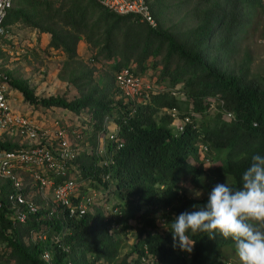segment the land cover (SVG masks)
Returning a JSON list of instances; mask_svg holds the SVG:
<instances>
[{
	"label": "trees",
	"instance_id": "obj_1",
	"mask_svg": "<svg viewBox=\"0 0 264 264\" xmlns=\"http://www.w3.org/2000/svg\"><path fill=\"white\" fill-rule=\"evenodd\" d=\"M146 1L156 26L134 14H116L97 0H15L9 10L6 25L22 22L47 34V49L70 66L73 98L40 97L26 80L6 73L28 104L68 111L81 122L78 133L87 145L57 183L73 177L81 195L105 192L103 205L118 211L106 215L103 205L92 206L83 216L70 217L34 194L37 211L20 222L8 217L12 211L5 205L0 264H229L224 248L233 245L230 240L198 233L192 251H181L173 247L170 222L207 201L188 197L187 185L211 191L204 181L210 174L239 185L251 155L264 154V67L254 70L250 52L242 49L264 13V0H196V25L185 30L165 27L164 10ZM81 42L91 53L89 64L80 59ZM130 65L139 76L155 73L157 86L142 103L128 101L117 86V72ZM101 69L99 83L95 76ZM213 106L217 112L210 116ZM174 108L179 117L190 118L183 131L173 125ZM112 132L115 140L109 139ZM18 146L0 140V148ZM201 146L208 147L204 158ZM8 189L5 184L4 194ZM29 194L26 188L24 195ZM131 221L138 230L130 245L119 229ZM115 226L119 229L111 232ZM34 234L46 239L35 241ZM56 236L62 237L60 244ZM46 250L51 263L42 258Z\"/></svg>",
	"mask_w": 264,
	"mask_h": 264
},
{
	"label": "built area",
	"instance_id": "obj_2",
	"mask_svg": "<svg viewBox=\"0 0 264 264\" xmlns=\"http://www.w3.org/2000/svg\"><path fill=\"white\" fill-rule=\"evenodd\" d=\"M101 5L119 15L134 14L140 20L156 26V20L151 14L146 0H97ZM15 0H0V44L3 39H12V30L5 24L8 12L14 6ZM133 66V65H132ZM117 86L122 96L128 101L142 103L146 93L153 89L144 76L135 74L131 65L122 67L116 74ZM15 89L10 86L9 77L0 69V140L5 142L4 134L17 136L20 142L16 148H0V179L9 184V191L4 194L0 189V209L5 205L12 211L8 217L13 220L25 222L31 212L37 211V206L31 199L34 194H40L46 207H51V202L67 210L70 217L83 216L96 202L103 200L105 192L87 191L81 195L75 178H69L57 183V178H64L69 174L70 162L75 158L80 147L79 142L83 137L76 128L64 125L60 119L44 124L37 119L26 115L22 110L13 106ZM172 118L180 124L176 126L180 131L190 122L189 117H179L174 108L170 111ZM75 136L78 142H73ZM116 132L109 136L115 140ZM13 144V143H12ZM122 146L119 144L118 147ZM208 152L207 146H201V152ZM28 188L30 194L24 195ZM78 204L73 199L80 198ZM104 202V201H103ZM25 207L24 209H22ZM111 210L112 208L109 207ZM56 206L53 211H56ZM118 209L112 210L117 213ZM34 240H45L46 236L34 234ZM62 237H54V242L60 244ZM66 250V248H64ZM42 258L51 263L52 253L44 251ZM67 264H72L70 261Z\"/></svg>",
	"mask_w": 264,
	"mask_h": 264
},
{
	"label": "rangeland",
	"instance_id": "obj_3",
	"mask_svg": "<svg viewBox=\"0 0 264 264\" xmlns=\"http://www.w3.org/2000/svg\"><path fill=\"white\" fill-rule=\"evenodd\" d=\"M151 3L156 2L159 4L160 8L164 10L162 16V22L165 27H170L173 30L181 29L185 30L187 28L194 27L196 25L195 14L193 10L195 9L196 0H150ZM20 24V23H17ZM23 24V23H22ZM15 27V34L12 35L11 40L3 41V49L0 48V62L2 64L1 69L5 73H11L13 78L26 80L32 89L35 90L36 95L40 97H49L53 95H65L68 98H73L75 95V89L68 83V74L69 68L66 67V62L64 57L54 50L47 49V44L49 37L47 34H38L35 30L31 28H25L24 24L22 27ZM14 29V28H13ZM2 44V43H1ZM243 50H248L253 58V68L254 70H260L264 67V13L259 16L256 21L255 29L251 31L247 38L243 41ZM78 53L80 59L86 64L90 62V52L84 46V43L81 42L78 46ZM102 70V69H101ZM110 70V69H105ZM103 73L97 72L96 79L99 83L103 81ZM153 70H150V74L145 75L144 77L150 83H152L156 88V77L154 76ZM20 94L18 93V96ZM20 98L22 96L20 95ZM23 99V98H22ZM26 101H16L13 105L17 110H24L26 107ZM24 106V107H23ZM217 109L212 108L209 109V115L214 116ZM26 115L30 117L37 118L38 120L44 123H51L55 118L61 120L64 125H68L70 127L76 128L79 130L81 127L79 126L81 122L77 118L76 115H73L70 112L61 109H51L47 114L46 108L40 107H26L25 108ZM197 120L200 121L201 117L196 116ZM229 118V117H228ZM227 119V117H226ZM73 122V123H72ZM178 126L180 123L175 121L174 123ZM72 141L78 142V139L75 136H71ZM88 140L83 143L79 142V146L87 145ZM90 145H93L90 143ZM100 146H104L103 137L100 138ZM204 152L202 151L201 154ZM209 165H206L205 168L208 169ZM211 168H213L211 166ZM209 170V169H208ZM216 174L207 175L205 178V183L214 187L217 183H229L234 186L237 185L232 179L228 181H224L218 179ZM3 181V185L5 183L8 184L6 180L0 179ZM218 181V182H215ZM187 196L193 199L201 200L207 197L208 191L206 188H196L192 185L186 186ZM200 191L202 195L200 197H195L193 195L194 191ZM9 191V190H8ZM114 199H116L114 197ZM96 201L91 209L95 207H100L103 205V200ZM110 203L109 205H103L104 214L109 215L112 213ZM114 215V213H112ZM119 229L115 226L111 232ZM138 230V225L135 222H128L123 225L121 231L122 239L128 244H132L137 235L136 231ZM225 257H228L229 264H240L238 257L235 254L234 246H227L224 248Z\"/></svg>",
	"mask_w": 264,
	"mask_h": 264
},
{
	"label": "clouds",
	"instance_id": "obj_4",
	"mask_svg": "<svg viewBox=\"0 0 264 264\" xmlns=\"http://www.w3.org/2000/svg\"><path fill=\"white\" fill-rule=\"evenodd\" d=\"M193 208L176 215L167 228L174 248L190 253L196 242L192 237L204 233L210 239L230 240L240 264H264V154L251 155L238 187L217 183L206 203Z\"/></svg>",
	"mask_w": 264,
	"mask_h": 264
},
{
	"label": "crops",
	"instance_id": "obj_5",
	"mask_svg": "<svg viewBox=\"0 0 264 264\" xmlns=\"http://www.w3.org/2000/svg\"><path fill=\"white\" fill-rule=\"evenodd\" d=\"M17 25H18V27H22L23 26V24H22V22L20 23V24H15V25H11V26H9L10 28H11V30H12V35H14L15 34V27L14 26H16L17 27ZM14 28V29H13ZM25 28H28V27H26L25 26ZM36 31V30H35ZM37 32V31H36ZM38 33V32H37ZM39 34V33H38ZM43 34H45V33H43ZM40 35H42V34H40ZM4 40H6V39H3L2 40V44H0V48H1V50L3 49V46H4V44H3V41ZM48 43H49V40H48ZM84 43V46H86V48H87V44L85 43V42H83ZM88 49V48H87ZM80 54V53H79ZM2 59H0V62H2L1 61ZM117 60H113V61H111V62H109L110 64H113L114 65V63L116 62ZM1 66H2V64L0 63V69H1ZM2 70V69H1ZM148 74H150V70H147V72H146V75H148ZM142 76H145V75H142ZM155 82H156V80H155ZM18 93L22 96V94L19 92V91H17V90H15V100L13 101V105L16 103V101H24V98H23V96H22V98H20V95L18 96ZM25 105H26V107H33L32 105H30V104H28L27 102H25ZM24 107V106H23ZM25 107V108H26ZM25 108H24V110H23V108H22V111L23 112H25ZM55 109H59V108H55ZM47 110V114H48V112H50L51 111V109H46ZM53 110V109H52ZM62 110V109H61ZM68 112V111H67ZM32 118H34V117H32ZM35 119H37V118H35ZM38 120V119H37ZM39 122H42V121H40V120H38ZM42 123H44V122H42ZM44 124H46V123H44ZM48 124V123H47ZM4 140H5V142H8V143H13V144H19L20 142H24L23 140H21L19 137H17V136H12V135H9V134H4ZM4 183H3V181H0V189L1 190H3V187H4V185H3ZM5 184H7V183H5ZM9 190V189H8ZM7 190V191H8Z\"/></svg>",
	"mask_w": 264,
	"mask_h": 264
}]
</instances>
